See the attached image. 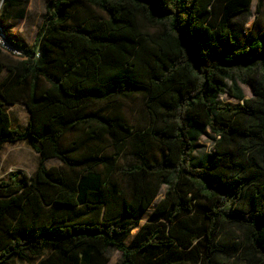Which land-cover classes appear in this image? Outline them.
I'll list each match as a JSON object with an SVG mask.
<instances>
[{
  "label": "trees",
  "instance_id": "1",
  "mask_svg": "<svg viewBox=\"0 0 264 264\" xmlns=\"http://www.w3.org/2000/svg\"><path fill=\"white\" fill-rule=\"evenodd\" d=\"M2 3L3 15L21 6ZM251 4L46 0L33 43L11 38L27 59L0 51V151L27 141L40 156L30 178L0 181V264H108L110 248L117 264H264V22L242 46L234 26ZM136 97L144 128L108 110ZM15 104L30 114L23 131L5 108ZM208 131L212 150L196 163Z\"/></svg>",
  "mask_w": 264,
  "mask_h": 264
},
{
  "label": "rangeland",
  "instance_id": "2",
  "mask_svg": "<svg viewBox=\"0 0 264 264\" xmlns=\"http://www.w3.org/2000/svg\"><path fill=\"white\" fill-rule=\"evenodd\" d=\"M2 2L3 0H0V17L3 19L2 23L8 30L10 37L16 41L23 42L30 46L35 40L38 28L44 19L46 0H21V6L10 9L6 15H3L2 13ZM258 2L259 0H252L250 12L240 15L234 19L235 28L242 29L239 46H242L246 42L247 37L255 26V23L261 25L264 22V9L261 13H258ZM12 60L16 61L15 59ZM44 85L46 86V84ZM239 88L245 96V99H253L252 91L248 86L239 84ZM219 100L222 103H229L231 105L242 104L241 101L238 102L237 100L228 96V94L222 95ZM5 108L10 113L15 127L24 128L26 126L29 116L27 109L23 104H18L14 107L7 105ZM88 108L89 110L93 111L104 109L105 106L96 102H91ZM108 110H110V113H113L114 110L122 113L130 125L141 128L149 125L148 117L144 110V104L140 98L136 97L127 101H119L108 108ZM80 135L81 133L77 132L67 136L64 140V145L68 146L70 142ZM213 137V134L208 131L207 134L201 137L197 142L196 151L194 154L196 163H199L204 158V156L212 150ZM105 145L108 146L107 151L112 153L113 149L110 147L107 141L105 142ZM152 151L153 153L151 158L158 159L161 153L160 149L158 147H154ZM39 161V154L27 141H21L15 144H5L0 151V181L7 180L9 174L12 172L17 173L21 181L25 180V178H30L37 169ZM121 161L125 164H134L138 162L137 158L130 154L122 157ZM45 166L47 169L60 168L61 162L56 159H51L45 163ZM165 191L166 187H163L161 194L158 196L155 202L151 204L147 212L141 217L139 227L147 222L150 212L153 210L157 202L164 197ZM137 231L138 229L131 232L130 237L127 239V243ZM107 256L108 264H117L121 260V253L114 248L109 249ZM39 259L40 257L32 258V260L29 262L15 259L8 264H36Z\"/></svg>",
  "mask_w": 264,
  "mask_h": 264
},
{
  "label": "built area",
  "instance_id": "3",
  "mask_svg": "<svg viewBox=\"0 0 264 264\" xmlns=\"http://www.w3.org/2000/svg\"><path fill=\"white\" fill-rule=\"evenodd\" d=\"M13 42L14 41L11 39L9 33L6 32L4 27L0 24V51L3 54L12 57L13 59H17V60L27 59L23 51L17 48L13 44Z\"/></svg>",
  "mask_w": 264,
  "mask_h": 264
},
{
  "label": "crops",
  "instance_id": "4",
  "mask_svg": "<svg viewBox=\"0 0 264 264\" xmlns=\"http://www.w3.org/2000/svg\"><path fill=\"white\" fill-rule=\"evenodd\" d=\"M8 74V70H7V68L5 67L4 68V71H3V73H2V78H5L6 77V75ZM18 104H15V105H12L11 107H14V106H17ZM8 112V111H7ZM28 112V111H27ZM9 113V112H8ZM9 115H10V113H9ZM28 121H29V119H30V114H29V112H28ZM10 119H11V123H12V128L13 129H16V130H20V131H23L24 129H25V127L24 128H17V127H15L14 126V124H13V120H12V117H11V115H10ZM28 121H27V123H28ZM27 123H26V125H27Z\"/></svg>",
  "mask_w": 264,
  "mask_h": 264
}]
</instances>
